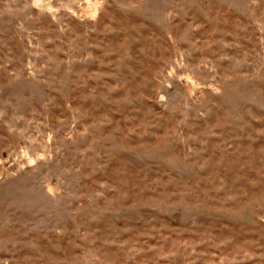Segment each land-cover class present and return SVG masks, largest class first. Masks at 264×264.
Returning <instances> with one entry per match:
<instances>
[{
	"label": "rangeland",
	"instance_id": "rangeland-1",
	"mask_svg": "<svg viewBox=\"0 0 264 264\" xmlns=\"http://www.w3.org/2000/svg\"><path fill=\"white\" fill-rule=\"evenodd\" d=\"M0 264H264V0H0Z\"/></svg>",
	"mask_w": 264,
	"mask_h": 264
}]
</instances>
